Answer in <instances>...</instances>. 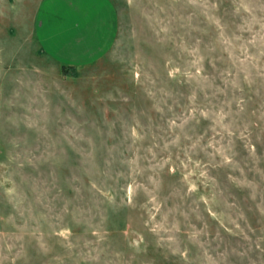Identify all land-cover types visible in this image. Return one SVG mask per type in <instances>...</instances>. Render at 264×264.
Returning a JSON list of instances; mask_svg holds the SVG:
<instances>
[{"label": "rangeland", "instance_id": "obj_1", "mask_svg": "<svg viewBox=\"0 0 264 264\" xmlns=\"http://www.w3.org/2000/svg\"><path fill=\"white\" fill-rule=\"evenodd\" d=\"M0 0V264H264V0H109L55 61Z\"/></svg>", "mask_w": 264, "mask_h": 264}, {"label": "crops", "instance_id": "obj_2", "mask_svg": "<svg viewBox=\"0 0 264 264\" xmlns=\"http://www.w3.org/2000/svg\"><path fill=\"white\" fill-rule=\"evenodd\" d=\"M36 16L39 47L68 66L98 59L111 44L116 28L109 0H42Z\"/></svg>", "mask_w": 264, "mask_h": 264}]
</instances>
